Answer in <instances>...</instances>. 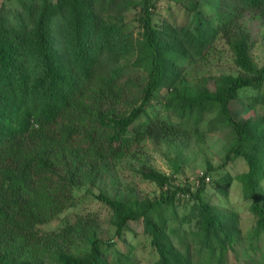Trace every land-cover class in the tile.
<instances>
[{"label": "trees", "instance_id": "1", "mask_svg": "<svg viewBox=\"0 0 264 264\" xmlns=\"http://www.w3.org/2000/svg\"><path fill=\"white\" fill-rule=\"evenodd\" d=\"M17 1L20 10L0 14V264H139L133 249L100 236L96 215L77 214L62 225L60 216L74 207V189L94 183L103 164L146 139L187 145L188 122L197 127L214 107L234 135L220 168L241 157L246 169L235 177L217 174L213 183L226 196L237 180L258 232H264V66L252 58L245 25L248 15L264 14V0H220L193 29L156 24L153 0H140L137 35L121 15L112 16L117 0ZM219 37L239 74L213 79L214 91L209 78L184 84L185 64L204 56ZM129 51H136L131 64L141 67L142 77L127 74L121 64ZM161 90L164 99H158ZM241 95L262 113L235 120L230 104ZM213 169L197 175L193 191L177 185L156 200L130 191L126 199L102 192L95 197L110 209L119 240H127L131 222L142 220L154 255L149 264H233L240 259L238 215L211 200ZM142 177L160 186L169 181L151 168ZM58 218L56 228H44ZM173 219L194 223L191 240L186 232L173 238ZM255 237L245 264H264L255 259Z\"/></svg>", "mask_w": 264, "mask_h": 264}, {"label": "rangeland", "instance_id": "2", "mask_svg": "<svg viewBox=\"0 0 264 264\" xmlns=\"http://www.w3.org/2000/svg\"><path fill=\"white\" fill-rule=\"evenodd\" d=\"M117 1L118 5L113 10L112 16L121 15L128 30L137 35L140 31L138 21L140 0ZM190 2H195V10L189 9ZM153 3V15L156 24L168 21L178 26L183 25L193 29L198 24V16H201L202 19L211 16L220 5V0H153ZM18 10H20V6L17 0H0V14ZM245 25L252 37V58L257 65L264 66V14L248 15L245 19ZM135 54L136 51L135 53L129 51L121 60V64L125 67L127 74L142 77L144 72L141 67L138 68L131 64ZM226 74L237 76L239 72L229 46L219 37L204 56L185 64L182 69L181 80L184 84L193 86L201 78H209L208 87L214 91L213 79ZM165 94L161 90L158 99H164ZM248 100L246 96L241 95L231 102L230 113L235 120L247 119L262 113L263 107L259 104L250 103ZM218 112L217 107L206 111L197 127L194 121L188 122L187 145L181 144L179 141L177 144H171L146 139L138 149H134L112 164L111 160L107 164H103L100 177L94 183L79 184L74 189L75 205L60 216L63 221L60 224L72 221L77 214H94L101 225L99 231L101 237L112 238L125 251L130 248L133 249V255L139 264H149L154 255L148 239L142 235V220L133 221L129 224L130 230L126 232V241L117 239L114 234V226L110 222V209L95 195L102 192L113 198L126 199L130 191L134 197L140 200H156L169 188L177 185L188 187L193 191L196 187L197 175L212 167L214 169L209 170L210 181L208 184L211 200L215 203L221 202V208L227 207L238 215L239 230L236 232V237L239 238L240 242L237 247V250L240 251V259L234 260L233 264H245L243 262L247 261L246 257L249 256L246 251L249 248L250 239H253L250 237L256 234L259 237H255L254 242L258 244L259 249L256 248L258 257L255 259L264 262V232H258L256 218L249 208L250 202L242 197L238 181L232 180L226 196L218 191L217 185L213 183V179L218 176L217 174L227 172L235 177L236 174L246 169L245 162L241 157L232 159L226 166L220 168L225 160L227 149L234 141V135L231 128L221 121ZM164 114L167 115L168 113L164 112ZM169 118L172 122L178 121L174 115H170ZM199 134L201 135L197 136ZM149 168L167 176L169 178L168 184L160 186L155 182L145 180L142 177V172ZM261 188L264 190L263 185ZM214 191L218 192L215 194ZM177 209L180 214L182 204H178ZM58 219L54 220L51 227L44 228H56L58 222L61 221ZM169 227L178 229V233L173 236L175 239L179 236L182 237L186 232L185 239L191 240L192 231L196 230L194 223L180 225L174 219L169 221ZM252 262L254 263V261Z\"/></svg>", "mask_w": 264, "mask_h": 264}, {"label": "built area", "instance_id": "3", "mask_svg": "<svg viewBox=\"0 0 264 264\" xmlns=\"http://www.w3.org/2000/svg\"><path fill=\"white\" fill-rule=\"evenodd\" d=\"M201 174H202V172H201ZM207 180H208V178H207Z\"/></svg>", "mask_w": 264, "mask_h": 264}]
</instances>
